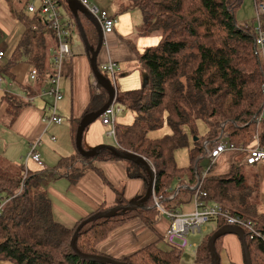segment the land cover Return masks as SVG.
<instances>
[{
	"label": "trees",
	"instance_id": "obj_1",
	"mask_svg": "<svg viewBox=\"0 0 264 264\" xmlns=\"http://www.w3.org/2000/svg\"><path fill=\"white\" fill-rule=\"evenodd\" d=\"M243 1L128 0L127 4L122 2L119 5L122 12L141 9L149 21L153 20L149 32L164 36L161 44L142 52L133 47L139 66L147 71L148 83L141 89L117 95V103L135 111L137 120L131 126L116 128V142L124 151L143 156L153 165L155 195L166 210H176L166 203L171 194L169 191L179 186L194 187L206 170L200 165L204 156L200 138L195 140V147L189 151L190 165L185 168L177 165L176 151L189 146L184 126L205 121L210 128L207 141L213 142L226 133L228 143L237 152H241V148H251L257 137L264 146V123L259 127L254 120L261 112L264 101L262 52L256 44L258 35L254 26H238L236 23V13ZM256 3L263 2L255 0ZM23 9L18 11L17 19L24 24L25 31L9 64L0 68V76L5 80L13 78L14 66L27 63L38 71L43 84L52 73L49 45L51 43L52 48L56 47V34L51 31L48 34L50 29L45 17L37 14L29 18ZM68 14L71 17L69 11ZM80 20L89 44L96 48L98 36L95 27L83 16ZM33 26L37 27V31L33 30ZM5 98L13 116L29 106L14 95H6ZM107 102L108 93L97 85L91 90L85 115L98 112ZM165 121L172 135L157 140L149 138V131L162 126ZM80 122L73 121L74 143ZM99 159L121 160L109 151H102L94 158H84L77 152L75 156L61 159L50 171H27L26 180L25 173L13 177L0 170V262L97 264L76 256L71 241L85 220L111 209L102 206L73 229H68L55 221L45 184L49 175L55 178L69 176L66 169L77 163L79 167L73 166L75 169L69 176L71 183L75 184L90 169L92 162ZM129 164V176L144 180L147 190L150 181L147 169L132 162ZM201 192L206 194L200 199L204 206H219L231 216L251 221L255 230L264 236V213L256 204L257 190L246 185L241 168L231 165L225 175H215L210 170L203 180ZM117 199L118 207L128 204L120 192ZM182 203L179 202L180 205ZM160 216L155 207L151 210L137 207L113 218L97 220L83 227L77 246L83 254L105 256L97 248L111 232L137 218L152 227ZM209 223L215 229L206 234L198 246L196 264H212L210 238L228 226L222 218L211 219ZM222 239L215 244L218 254ZM246 240L252 264H264V239L247 237ZM171 247L165 250L157 243L150 244L118 261L128 264H182L183 250Z\"/></svg>",
	"mask_w": 264,
	"mask_h": 264
},
{
	"label": "crops",
	"instance_id": "obj_2",
	"mask_svg": "<svg viewBox=\"0 0 264 264\" xmlns=\"http://www.w3.org/2000/svg\"><path fill=\"white\" fill-rule=\"evenodd\" d=\"M116 4L117 3H115V6H113L114 11L118 12L119 10V12L121 13V7L119 6L118 8H116ZM20 5L25 7V11L27 12L26 10L27 0H0V30L6 33L5 34L6 37L4 36L5 37L4 38L2 36L3 41L1 39L2 43L0 42V52H3L5 54L2 63H0V68L5 67L7 64H9L11 60L12 55L6 63L4 62L7 51L13 49L14 52V50L17 48L19 44L17 42L19 37L18 34L19 27L17 26L16 22L19 21L17 19V13L18 11H20L19 10ZM253 7L255 11L256 9H255L254 0H253ZM58 9H59L58 12L60 14L59 18L61 23L63 25H66L70 30L68 41L73 52L72 57L66 61L63 68L64 77L62 76L61 84H60L61 92L63 91L62 92L63 99L58 104V112L61 109L62 115L71 118L72 120L71 141L76 148V143H74L73 132H72L73 121L82 120V118L85 116V113L90 103L91 90L95 89L98 83L92 72V68L89 63L90 56L88 55L87 51L85 55L79 57V52L80 51L82 52V49H80L78 43L77 44L74 43L73 34L76 33L78 37H80L82 43L83 40L79 33V29L76 25V22L74 21L75 18L68 8L67 2L65 0H62V2L59 1ZM60 9L61 11L63 10L64 12H60ZM68 11L71 17L69 16ZM106 13L109 14V12ZM109 16L112 18L110 14ZM66 17H68L67 20H65ZM72 18H74V20H72ZM255 18H256V11H255ZM112 19L114 21V18ZM123 20L124 19L119 18V20L117 21L116 24L117 32L115 34H114L115 32V26H114V31L112 33L113 35L110 36L111 37L110 47H108L107 38L103 41L102 49L105 45L107 51L102 57V63L99 62V57L101 53L99 54L97 60L98 67L100 69L102 65H107L110 61H113L119 65L120 71L117 72L114 82H113V78L107 76L106 74L100 71L111 82V84L113 83L112 85L115 88L117 95L119 96L120 94L138 90V88H132V87L141 83L143 78L147 79V74H145L144 71L142 73L141 71L142 68L139 66L137 62L136 53L133 50V47L138 52H142L144 49L148 47H154L158 45L155 44L151 46H146L142 51H140L136 45L132 43H126L125 41H123L120 37L121 35L120 26H122ZM263 27L264 25L262 24L261 28L264 33ZM256 28H258V24L256 25ZM48 31L49 32L51 31L52 33L55 34L54 30L52 29ZM15 46L16 48L14 49ZM57 47H58V42L56 43V47L53 48V51L57 49ZM3 49H6V53L5 50ZM13 52H9V53H13ZM18 65L14 66V68L12 69L13 78H7L6 82H8V85H5L4 83L5 79H3L0 76V78L3 80L2 90L0 91V125L1 128H3L2 130L5 131L3 132V134L7 133L8 136H11V138L14 139L10 145L9 150H7L4 153L5 157H9L8 154L9 151H15V154L18 152L20 155L23 154L26 157L29 153L27 149L30 147L32 141L35 140L34 138L41 135L40 137H42V141H43L52 127L51 126L48 129H46L43 119L46 113L47 106L50 103H52L53 99L49 96L42 95L43 92L48 91L49 89V79L52 73L50 77L47 78L46 81L42 84L39 73L37 76V80L31 81L30 75L32 70L34 69L32 66L28 65L29 69L28 68L24 69V67H20ZM116 87L118 88V90ZM17 88H19L20 90H18ZM6 95H14L18 97L20 101H23L22 103H25L29 106L21 110L20 113L18 112L19 114H17L16 116H13L10 113L11 108L9 107L7 99L5 98ZM30 98L33 99L32 103H29L27 101V99ZM7 114H10L12 116L11 119L8 121L4 119ZM59 115L62 117L60 112ZM132 116L133 115L131 114L126 115L125 117L121 118V121L129 123L130 121H133ZM101 118L102 116L100 117V119ZM3 120L4 123L2 124L1 122ZM132 124H134V122ZM132 124H127L125 126H131ZM121 126L125 127L123 125ZM67 128L68 127H66V129ZM52 137L48 141L47 146L54 150V151L52 150L53 156L47 154L46 151L40 153L39 149L42 146L38 149L42 161L44 158L43 162L46 163L45 164L46 167L48 166L47 162L51 165V162L59 163V161L61 160L58 159L55 153H58V155H60V157L62 158H69L70 156H75V154H68L69 152H67L66 149L64 148L63 146L64 139L60 143H58L56 142V138L53 141ZM101 138L102 137L97 132L91 133V137L89 139V145L92 146V148H90L91 150L106 144V142L105 143L102 142ZM153 140H157V139H153ZM66 141L69 144V146H71L68 140ZM205 141H207V138L205 139ZM52 145L53 147H51ZM116 147L120 148L117 142H116ZM14 155L10 157H14ZM47 155H49V157ZM24 156L23 157L21 156L22 157L21 159H23ZM48 158H53V159L49 160ZM232 162L234 164L236 162L246 163V153L243 151L225 152L214 164L211 163L212 165H214L213 168L210 167L208 170H205V173L212 170V172H214L215 175H225L229 172ZM80 163L82 164V162ZM250 167H253L254 171H256L257 168L260 169L259 174L256 172L258 184H256L253 188L258 190V195L260 200L259 210L264 213V161ZM128 169L129 166L126 165V163H124L123 160L101 161L99 159V160H94L92 162L90 169L75 184L71 183L70 180L67 178H62V177L55 178L54 175H49L47 181L50 182V184L47 186L45 184V188L47 190L48 197L53 206V217L55 221L59 224H62L65 227L74 228L78 222L90 216L91 214L96 213L102 206H105L107 209H113L118 207L117 204L118 192L123 194V199L128 203L126 206H128L131 202H134L135 200L139 201L138 197L143 195L145 192L147 193L148 187L146 190V185L144 180L131 178L129 176ZM27 170L31 172H38L41 171V168L32 161H29L27 163ZM196 185L194 187L179 186L175 190L174 189L170 190L169 193L171 194L168 195V197L166 198V203L171 205V207L174 206L176 210L170 209L167 211H174L182 215H188L181 212L182 208L184 205H187L188 203H193L194 204V208H192L193 212H190L189 214L194 213L197 207V203L194 195L195 193L194 188L196 187ZM185 190L189 193L187 194L184 193L186 192ZM154 196L156 197L155 188H154L153 197ZM153 197L147 201V203L150 201L152 202H150L149 204L146 203L144 205V207L147 208V210H151L153 206L155 207V200ZM170 197L172 198V200H170ZM179 199L181 200L178 201ZM157 201L159 200L157 199ZM179 202H183V203L180 205ZM162 206L165 209L164 204ZM59 212H61L66 217V220H63L61 217L60 218L57 217V214ZM160 213H161V217L164 218L160 217L157 223H155L152 227L146 225L139 218L130 221L128 224L120 226L119 228L111 232V234L106 238L104 242L99 244L97 248L98 252L102 255L111 257L116 260H124L128 256L142 250L143 248H145L150 244L158 243L161 240L164 241V237L168 233V230L170 229L171 226V219L167 215L163 214L161 211ZM209 224L205 226L206 228L204 232H201L200 235H202L203 233L204 235H206L215 229V226L212 224L214 228L210 230V227L208 226ZM191 235H198V234H191ZM227 236L223 237L222 239V245L220 251L225 246H228L234 250L236 255H238L240 244L242 245L240 239L233 234H230L229 237ZM193 248L197 249L198 245L194 244ZM241 261L244 262L245 264L242 246H241Z\"/></svg>",
	"mask_w": 264,
	"mask_h": 264
},
{
	"label": "rangeland",
	"instance_id": "obj_3",
	"mask_svg": "<svg viewBox=\"0 0 264 264\" xmlns=\"http://www.w3.org/2000/svg\"><path fill=\"white\" fill-rule=\"evenodd\" d=\"M89 2L92 6H96L100 11L109 12V14L112 16V18H114V26H115L114 34L117 32V29H116L117 21L119 20V18L124 19L122 26H120L121 27V35H120L121 39L123 41H125L126 43H132V44L136 45L140 51H142L146 46H151V45H155V44L159 45V44H161V42L164 41L163 34H160V33L159 34H151L149 32L151 25L153 23V20L149 21L143 15V12L141 11V9L132 8V10H130L129 12H122L121 11V13L119 12V10H118V12L114 11L113 6H115V3H117L116 8H118L122 2H125L127 4L128 0H89ZM262 2L264 3V0H262ZM254 4H255V0H254ZM23 8H24L23 6H21V5L19 6V10H22ZM255 9H256V5H255ZM23 11H24V14L27 13L25 11V9H23ZM255 11H254V7H253V0H244L242 5L238 8L237 13H236L237 25L248 24L251 26H256L258 23H257V18H255ZM60 12H64V11L63 10L61 11V9H60ZM27 16L29 18L33 17L31 14H28V13H27ZM67 18L68 17H66L65 20H67ZM16 23H17V26L19 27V31H18L19 37H18V41H17L19 43L20 42L19 40H21L22 34L25 31V27H24V24H22L20 21H18ZM262 24L264 25V17L261 18V25ZM5 34L6 33L4 31L0 30V42L1 43L3 41L2 36L4 37ZM48 34H50V32H48ZM111 35H113V34H111ZM110 36L107 37L108 47H110V45H111V37ZM1 39H2V41H1ZM73 41L76 44L78 43L80 49H82V52L81 51L79 52V57L85 55L86 49L84 47V44L82 43L80 37H78V35L76 33L73 34ZM16 46L14 47V49L16 48ZM49 46L51 47V49L49 51V61L52 62L53 61L52 44L50 43ZM3 50H5V53H6V49H3ZM106 51H107V48L104 45L102 52L100 54V57H99L100 63H102V57L106 53ZM9 52H13V49H11L10 51H7L6 58L4 61L5 63L10 59V57L12 55V53H9ZM89 63H90V60H89ZM18 66L24 67V69H27V68L29 69V66L26 63H21ZM141 71H142V73L144 71V73L147 74V71H145L143 68ZM63 77H64V73H63ZM145 80L146 79L143 78L141 83H139L138 85H136L132 88H138V89L143 88V86L145 85ZM4 83H5V85H8V82H6V80L4 81ZM17 89L20 90L19 88H17ZM117 90H118V88H117ZM120 106L122 108V113H120L116 116L117 127H122L121 125L125 126L127 124H132L133 122H135V120H137L136 119L137 114L135 113V111L131 110L130 108H128L125 105H120ZM59 112L62 115L61 109L59 110ZM130 114L133 115L132 116L133 121H130L129 123L121 121V118L125 117L126 115H130ZM11 117L12 116L10 114H7L4 119L6 121H8L11 119ZM62 117H63V124L61 126H52L49 133L46 135V137L42 141V145H41L42 147L40 146L41 148L39 149L40 153L46 151L47 154H50L53 156L54 150L52 148L48 147L47 143L51 139V137L54 136L56 138V142H58V143H60L64 139L63 140V146L66 149V151L69 152L68 154H75V155L77 154L76 148L72 144V141H71V126H72L71 123H72V120L70 117H66L64 115H62ZM1 123L3 124L4 120ZM66 127H68V128L66 129ZM2 129L3 128H1V125H0V170L3 171L4 174H8V175H11L13 177H16L17 175H22L27 171V168H26L25 162H24V159L26 160V157L23 154L20 155L18 152L15 154V151H9L8 152L9 157L4 156V153L7 150H9L10 145L14 139H12L11 136H8L7 133L3 134V132H5V131ZM209 129H210L209 125L205 121H199L195 124H188V125L183 127L184 132L188 135V138H189V146L181 148V149L177 150L175 153V159H176V162H177L179 167L185 168V167H188L190 165L189 151L195 147V140L197 138H200V140L202 142L205 141V139L208 137ZM92 132H97L102 137L101 138L102 142L103 143L106 142L105 145L116 146L115 138L109 135V133L112 132V127L111 126H107V127L103 126L102 121L100 119V120L96 121L95 123H93L84 133L83 147L86 150L90 151L91 150L90 148H92V146L89 145V139L91 137ZM171 135H172V130L168 126L166 121L162 124V126L156 128V129H152L148 133V136L151 139H163V138L171 136ZM40 136L41 135L34 138L35 139L34 141L36 142L37 139H40L41 138ZM8 138H11V139H8ZM27 139H28V137H27ZM66 140H68V142L71 144V146H69V144L67 143ZM34 141H32V142H34ZM223 142L225 143L226 141L224 140ZM51 147H53V145ZM27 151H29V148L27 149ZM127 152H129V151H127ZM130 153H133V152H130ZM55 154L58 157V159H63L62 157H60V155H58V153H55ZM133 154H135V153H133ZM13 155H14V157H10ZM135 155H137V154H135ZM21 156L22 157L24 156V158L21 159L22 158ZM47 156L49 157V155H47ZM137 156H140V155H137ZM70 157H72V156H70ZM140 157H143V156H140ZM143 158L145 160H147L145 157H143ZM201 158H202V161H201L200 165L203 169L208 170L210 167L213 168L214 165H212L210 161L206 160L204 156H202ZM48 159L51 160L53 158H48ZM43 161H44V158H43ZM49 162H51V161H49ZM123 162L126 163V165H128L130 167L129 162H127V161H123ZM147 162L149 164H151L148 160H147ZM57 163L58 162H56V163L51 162V165H50L47 162V164H48L47 167H48L49 171L51 169H54L56 167L55 165ZM44 164H46V163H44ZM231 165H236L237 167L241 168L242 174L245 177L247 186H252V188H253L256 184H258L256 172L259 174L260 169L257 168V170L255 169L256 171H254L253 167H250L246 163H241V162H236L235 164L232 162ZM73 166L77 168V167H79V164L73 163V165H71L69 167V169L72 168L69 176L72 174L73 170L75 169V168L73 169ZM150 166L153 169V171L155 172L153 165L151 164ZM67 170L68 169H66V171ZM128 171H129V169H128ZM69 176H65L64 178H67L70 180ZM49 184H50V182L46 181V186ZM135 201H137V200H135ZM256 204L260 205L258 190H257ZM192 208H194V204L188 203L187 205L183 206L181 212H183L184 214H189L190 212H193ZM57 217H59V218L61 217L63 220H66V217L61 212H59L57 214ZM161 218H164V217H161ZM208 226L210 227V230L214 228V226L212 224H209ZM66 228L71 229L73 227H66ZM205 228L206 227H204L203 230H205ZM204 236L205 235L203 233L202 235H200V234L190 235L187 237L188 247L182 251V259H181L182 264H196V251H197V249L193 248V245L197 244L199 246L202 243ZM229 236H227V237H229ZM177 242H179V240H177ZM157 244L160 248L165 249V250H170L172 248L170 245H168L163 240L159 241ZM241 246L242 245L240 244L238 255L235 254L234 250L231 247L225 246L219 252L220 264H244V262L241 261ZM0 264H11V263L10 262H0Z\"/></svg>",
	"mask_w": 264,
	"mask_h": 264
},
{
	"label": "built area",
	"instance_id": "obj_4",
	"mask_svg": "<svg viewBox=\"0 0 264 264\" xmlns=\"http://www.w3.org/2000/svg\"><path fill=\"white\" fill-rule=\"evenodd\" d=\"M85 8H87L90 13L97 18L100 23L103 41L110 36L114 31V21L109 16L108 13L100 11L95 6L93 7L89 0H78ZM59 0H27L26 10L31 15L40 14V16L45 17L47 21V27L54 30L58 42V47L53 51V61H52V75L49 79V89L42 93L43 96H49L53 99L52 103L47 106L46 113L44 115L43 122L48 129L51 126H60L63 124V119L58 112V104L63 99L61 92V78L63 76V68L68 59L73 55L71 46L69 44V35L70 30L66 25H63L60 21L59 14ZM257 10V23L258 28L255 32L258 37L256 39V44L259 47V50L262 52V68L264 72V33L261 28V18L264 17V4L259 3L256 5ZM70 26V25H69ZM33 30L37 31V27L33 26ZM5 54L0 52V63H2ZM100 71H102L107 76L113 78L115 81L117 72L120 71L119 65L113 61H110L107 65H102ZM38 76V71L33 69L30 75L31 81H36ZM3 80L0 78V91L2 90ZM113 84V83H112ZM264 90V86H263ZM29 103L33 102V99H27ZM122 112V108L117 104V96L114 99V102L111 107L104 113L101 118L103 125L112 126L113 130L110 132V136L114 137L116 140V116ZM255 122L260 127L264 123V102L262 105V110L259 114L254 117ZM226 124L222 127L224 128ZM228 134H223L218 139H215L213 142L204 141L202 142V148L204 151L205 159L209 160L214 164L225 152L228 151H237L233 148L227 141ZM52 140H55V137H52ZM226 141L225 143L223 141ZM42 145V137L37 139L36 142H32L29 147V153L24 159L25 166L27 168V163L32 161L38 165L42 170H48L46 165L41 159V156L38 152V149ZM241 151L246 153V163L248 165H256L264 161V146L260 144V139L257 137L255 139L254 145L249 149L241 148ZM28 171V170H27ZM27 171L25 172L24 180L27 178ZM67 174H70L71 169L65 171ZM208 173V172H207ZM207 173H203L201 177L198 178V183L195 190V199L197 203L196 211L192 214L182 215L174 211H167L163 208L162 203L155 200V208L161 211L163 214L167 215L171 219V226L168 230V233L165 235V241L168 242L174 248L184 250L188 242L186 241L187 237L191 234H200L204 232L203 228L208 224L211 219L222 218L226 221L227 225L235 226L242 228L245 232L246 237L249 239H254L256 237H261L264 239V236L261 235L258 231L255 230V224L251 221H247L239 216H231L228 213L224 212L219 206H204L201 198L206 197L205 193H202V183L203 180L207 177ZM170 200L172 198L170 197ZM145 210L147 208L143 207ZM1 213V210H0ZM179 240L180 242H177Z\"/></svg>",
	"mask_w": 264,
	"mask_h": 264
},
{
	"label": "water",
	"instance_id": "obj_5",
	"mask_svg": "<svg viewBox=\"0 0 264 264\" xmlns=\"http://www.w3.org/2000/svg\"><path fill=\"white\" fill-rule=\"evenodd\" d=\"M65 1L67 2L69 10L71 11V13L73 14V16L75 18V22H76V25L79 29V33L82 37L83 43L86 47V51H87L88 55L90 56V65L92 68V72H93V74L97 80V83L102 89H104L108 93V102L101 110H99L98 112H95V113L87 114L82 118V120L80 122V126L77 130V133H76L75 143H76L77 152L84 158H94V157H97L102 151H109L114 157H116L118 159H121L123 161L132 162L136 165L144 166L150 175L148 190H147L146 196L144 198L140 199L139 201L131 202L126 207H116V208L111 209L107 213H98V214L90 217L89 219L85 220L76 230V232L72 238V241H71V248L74 251V254L76 256H78L80 259L85 260V261H89V262H93V263H97V264H128V263H125L123 261L114 260L112 258L105 257V256H92V255L83 254L77 246L79 233L81 232L83 227H85L86 225H88L92 222H95V221L103 219V218H113L116 215H118L119 213H125V212H127L131 209L137 208V207H144V205L147 203V201L153 197L154 188H155V184H156V174L153 171V169L151 168L150 164L147 162V160H145L143 157H140V156H137L133 153L124 151V150L120 149L119 147L102 145V146H99V147L92 149L90 151L86 150L83 147V136H84L85 131L93 123L98 121L100 119V117L103 116L104 113L108 110V108L112 106L114 99L116 98V90L113 87V85L111 84V82L98 69L97 60H98V56L101 53L102 46H103V33H102V29H101L99 21L97 20L96 17L91 15L87 11V8H85L78 0H65ZM80 16L85 17L95 27V30H96L97 36H98V45L96 48L92 47L89 44L88 39H87L86 34H85V31L82 27ZM147 83H148V79L145 80V85ZM230 234L236 235L240 239V241L242 243V247H243L245 264H252L248 244L245 240V233H244L242 228L235 227V226H225V227L221 228L220 230H218L210 238L209 248H210V252H211L212 264H220L219 254L217 253L216 248H215V244H216L217 240L220 238H223L227 235H230Z\"/></svg>",
	"mask_w": 264,
	"mask_h": 264
},
{
	"label": "clouds",
	"instance_id": "obj_6",
	"mask_svg": "<svg viewBox=\"0 0 264 264\" xmlns=\"http://www.w3.org/2000/svg\"><path fill=\"white\" fill-rule=\"evenodd\" d=\"M239 26V25H238ZM100 71V70H99ZM116 96H117V92H116ZM264 102V101H263ZM263 105V104H262ZM117 128V127H116ZM248 165V164H247ZM249 166H251V165H249ZM253 166V165H252ZM139 208H141V209H144L143 207H139ZM154 207H152V209H153ZM145 210V209H144ZM166 210V209H165ZM229 226V225H228ZM245 233V232H244ZM164 239H165V237H164ZM247 239V237H246V234H245V240ZM247 241V240H246Z\"/></svg>",
	"mask_w": 264,
	"mask_h": 264
},
{
	"label": "bare ground",
	"instance_id": "obj_7",
	"mask_svg": "<svg viewBox=\"0 0 264 264\" xmlns=\"http://www.w3.org/2000/svg\"><path fill=\"white\" fill-rule=\"evenodd\" d=\"M259 3H256L255 5H257ZM264 4V3H263ZM87 11L90 13V11L87 9ZM91 14V13H90ZM92 15V14H91ZM256 18H257V10H256ZM256 30V26H254V31ZM257 34V33H256ZM261 163V162H260Z\"/></svg>",
	"mask_w": 264,
	"mask_h": 264
}]
</instances>
